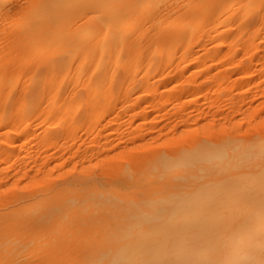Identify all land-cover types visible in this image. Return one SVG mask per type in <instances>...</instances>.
Listing matches in <instances>:
<instances>
[{
  "label": "bare ground",
  "instance_id": "1",
  "mask_svg": "<svg viewBox=\"0 0 264 264\" xmlns=\"http://www.w3.org/2000/svg\"><path fill=\"white\" fill-rule=\"evenodd\" d=\"M11 1L12 0H0V6L7 3L10 4ZM170 1L172 0L167 2L165 0H30L26 2V7H28V3L30 5L27 13L22 14L21 20L20 22H16V26L13 25L16 29H18L17 25L18 27L24 25L21 28L22 34L20 28V31H18V35L19 32L21 34V40H17L16 38L14 40L19 41L21 45L25 42L27 48H29L30 45L33 46L29 51L27 49L28 52H23L22 49L25 55L27 53L30 55L28 56L29 58L31 57L30 60L33 59L32 56L36 54H41L38 56L43 58V54H50L51 56V53H54V55L56 53V57L52 54V56L55 57L54 60L52 57L47 59V56L43 58L47 65H49V63L52 65L53 62L55 64H61L63 61H66L63 62L65 64L69 60L73 59L74 61L75 59L76 63L74 64L77 68L81 67L84 69V67H87L85 68L87 72L84 69L85 73L88 74H86L85 77L87 82L85 79L83 81L85 83L83 85L85 86V88L83 87V97H105L104 93H106V97H112L114 93L112 94V92H109L110 90L108 91L110 94H108V92L103 93V88L106 87V84L111 83L113 80L118 81V78L120 79L121 77L120 84L122 82L124 83L122 80L123 78L124 80L127 78L125 86L122 85L126 87V82L128 85H131L132 79H130V77L132 78V76L130 75L135 72L134 70L137 72V69H146L147 67L150 68L156 65L154 64V60H150L153 55L160 56V63H162L163 61L161 60L164 53L169 56L168 53L171 52L170 55H172V52H178L180 48V53L177 54L183 56L185 52L187 53L189 51L188 44L191 43L189 41H192V35L189 36V34L192 33L193 30L194 33L195 31L197 33L201 23L207 21L208 18L212 19L213 23L220 20L218 23H215L217 28L219 24L224 23L222 22L223 20L226 22L229 19L231 20V18H234V21H237L238 24H240V26L242 25V28H244L246 23L250 21L249 19L251 15H253V12L254 14L258 13L259 19L264 18V0H178V2L180 1L177 3L179 4L178 6L175 5L177 0H173L172 2L175 3H173L175 8H173L174 6L169 8L168 5ZM162 2H169L168 5H165L166 3L164 4L165 7L162 5L164 10L160 7L161 4H163ZM159 4V7L162 9H160V11L157 9V5ZM24 6L23 8L26 9ZM166 6L168 7L167 10H165V8H167ZM238 9L240 10L237 11ZM22 10L20 9L19 11L21 12ZM165 14H168V16ZM169 14L172 15V19L171 16L168 18ZM222 15H226L224 16L226 20L221 17ZM76 17H78V19H75ZM165 17L171 20L165 22L164 20H167ZM205 17H207V20H202ZM79 18L82 21H78L79 24L77 25L74 22L79 20ZM218 18H223V20H218ZM232 21L231 25L235 23ZM202 24H205V22ZM238 24L236 26H238ZM8 26L11 25L8 24ZM206 26L208 25L206 24ZM13 27L10 29H13ZM170 28H174L176 31L173 33L172 31L174 29H172L171 33H169L167 29L170 30ZM210 28L212 27H209V29ZM238 29L237 32H239L241 28ZM228 33L224 36L229 37ZM12 34L14 35L13 31L10 35L12 36ZM15 34H17V32ZM233 36L234 34H232L231 37L233 38ZM14 37H16V35H14ZM193 41L196 42L197 39L194 38ZM230 42L231 40H229V43ZM14 43L13 45L16 47L17 42ZM25 43L23 44L24 46ZM219 43L220 42L217 44ZM21 45H17L18 47H16V49L20 50L21 47L23 48ZM177 46L180 47L176 49L175 47ZM14 47L13 50H15ZM8 49L10 50L9 47ZM24 49H26V47ZM174 49L176 51H174ZM65 51L68 53L67 58L69 59H64L60 63V59L63 57L61 54L67 55V53H64ZM58 54L61 56L59 60ZM154 56L153 59L155 58ZM158 56L156 57L158 58ZM51 59L53 61H51ZM55 60L58 61V63ZM198 62L197 60L194 61V65ZM35 63H33V65H35ZM43 63L39 65L38 62V66L37 64L35 65L38 67L37 70L47 66L45 63V66H43ZM113 66L114 70L116 69L117 71L110 73ZM78 71H76L75 74H77ZM117 72L120 77L117 76V79H114L116 77L114 75ZM95 74L96 76L97 74L100 75L96 77ZM141 79L142 78H140V81ZM7 80H9V78L6 79L5 82L4 80H0V84H3V82L6 83ZM9 81H7L6 85H8ZM4 85L5 84H3V88ZM69 87H71V84ZM58 91L60 92V90ZM124 93H122V95ZM55 94H57V92ZM1 98L2 96L0 100ZM49 98L51 99V97H48V99ZM4 99L7 100V98ZM86 99L88 101V98ZM90 101H92V99ZM95 102L96 104L99 103H97V101ZM81 103L78 102L75 103L76 105L74 104V111L80 108V105H82ZM57 105L58 108L56 109L58 112L62 110V107L64 110L66 109L65 106H62L63 104ZM21 107H24V105ZM49 113V117L53 115V112L52 114L51 111ZM98 114L99 110L97 108L88 117L87 121L89 123L93 122ZM56 115H60V113L57 114L56 112L55 116ZM17 131L18 133L26 132V124L22 122L18 126ZM227 139L229 138L224 137V140L220 138V142L218 143L223 142L221 145H216L215 141H212L213 143L208 141L210 145L205 143V152L201 151L204 149L203 148L197 151L199 152L198 155L196 154L197 152L195 153L194 151L198 150L201 145L197 147V149L194 147L195 150H191L192 153L190 150H185L188 147L184 148V146V149L180 148L183 150L180 154H178L179 152H174V149V154H177L173 157L167 156L165 153L164 156L156 155L153 162H150V164H146L145 162L146 167L149 166L147 170L150 172H157L160 165L159 168L163 169L161 174L157 176L152 174L149 181L146 180L150 182V187L149 189L146 188L147 190L145 191H139V188L137 189L134 187V190H131L129 193L127 192L128 195H126L127 193L125 192L123 193L125 195L120 196L116 192L114 194L110 192L113 188L108 192H100V186L99 188L97 187L98 191L92 188L94 191L98 192L97 194L94 191L91 192V189L89 190L90 192L88 190L84 191H87L86 193L89 192L88 194L81 193L85 197L83 200L86 202V205L83 203V200H81L83 204L78 203L79 206L76 205V201L77 197L79 199L82 198L79 197L80 194L78 195L80 192L76 193L78 195L76 197L75 192L77 188L74 187L75 189L73 190H76L74 192L75 197H66L65 194L68 189V187H66L67 183H65L64 186L66 189L63 185L55 186V188L59 187L60 190L62 187L65 189L61 190L64 191L65 194L59 195L60 197H65L64 200L60 199L62 205H60V203L57 204L56 200L58 199L56 198V200L53 199L54 202L52 199H50L52 202H47L49 201V194H51L52 197L53 192L48 195H45L43 192L41 195L44 194L45 196H41L37 192L40 195L38 196L36 194L39 199L40 197H44V199L42 198V201L40 199L38 202L36 201L37 196H35V202L32 201L28 204L26 202L27 200L24 198H28L29 196L26 192L25 194L23 192V194L28 197L24 196V198L21 197V199L26 200L25 203L27 205L25 204V206L21 207V209L19 208L18 211L16 209V216H20L22 213H26L28 217L29 213L39 216L40 214L38 213H43L44 210L51 212L52 218L55 213L57 216L53 218L54 220L49 219L50 221L48 218H51V214L49 215L50 217L47 214V220H44L46 216L43 214V219L41 215L40 217L36 216V218L35 216H32V218L29 217L33 225L28 224V226L30 225L29 228L26 224L28 223V219L23 217L24 214H22L23 219L21 216L16 217L22 221H24L25 218L27 219V221L25 220L26 225L23 224L22 226H24V230L28 228L29 233L31 231L30 227L32 226V235L30 234V236L25 233L26 231L20 229L24 231H21L22 234L20 235L24 236L26 234L28 236L25 235L26 238L31 239L26 240L25 236H18V232L16 235L18 237H13L10 234H8L10 235L8 236L7 233L1 235V258L2 255L4 256L3 253L6 252L5 254L7 257H3L4 259L2 258L5 264H264V156L262 157V155H264L262 152V150L264 151V145L263 147H261L262 145L260 146L261 150H259V146L256 145L260 152L255 149L256 152H253V155L250 156L252 157L251 159L258 158V156H260L257 155L258 153L263 154L258 158L260 162L258 159L257 161L254 160L257 164L252 165L255 162L252 164L250 161L246 163L250 157H245L246 155L249 156V154L244 153L248 150L247 146L245 148L246 150H242L244 147L242 142L244 143V141L240 142L241 145L238 144L240 145L239 148H242L241 150L244 151L241 154H246L243 156L247 160L241 158L243 157L241 154H239V158L241 159L237 157L238 153L234 155V150L238 151L235 149L237 143L234 147H231V145L233 146V142H230L232 141L230 139L227 141ZM225 141H227V143ZM233 141L236 140L233 139ZM250 142H248L247 145H249ZM261 143L262 142H260V144ZM227 144L233 149L229 148L230 150L225 151L223 147H227ZM244 144L246 145V143ZM253 146L251 147H256ZM251 147L249 150H251ZM209 149H211L212 153ZM249 150L247 152H249ZM230 151H232L231 154L229 153ZM206 152H210L211 154L209 153L208 155ZM193 153H195L193 156L196 155L198 158L195 159V157L192 156ZM249 153L252 154V150ZM174 154L172 153L171 156ZM191 156L194 158H192V160L197 163L192 164L193 161L190 158ZM236 158L238 159L236 160ZM222 159L224 160L219 163ZM240 162L245 163L239 168ZM177 167L179 169L176 170V172H169L172 168ZM235 167H238V170ZM101 176L105 177L106 175L104 176V174H101ZM133 178H135V175ZM65 181L68 180L65 179ZM69 181L71 182V180ZM77 181L79 182L80 179H77ZM82 182L84 183L85 181L83 180ZM93 183H91L90 186ZM95 187L96 186H94V188ZM82 188L84 189V187ZM59 189H55L56 193L57 191L61 192ZM70 192L74 195L73 191L70 190ZM70 192L68 193L70 194ZM57 194L54 193L56 197H58ZM60 194H62V192ZM45 197H47V199ZM73 199H75V201ZM44 200H47L46 203L43 202ZM87 200L88 202L90 201L88 205ZM13 208L15 210V207ZM11 212L13 213L14 211ZM15 214L13 213V216H15ZM11 218L12 216L8 218L10 220L7 219L8 221L6 220L7 222H5L11 224ZM13 218L16 223L17 219L15 217ZM5 222L4 224H6ZM4 224H2V226ZM22 226L20 225L19 228ZM45 233H49L50 235H45ZM19 237L20 239H17ZM21 237L22 240L23 238L25 240L18 241L21 240ZM2 259L0 261H2Z\"/></svg>",
  "mask_w": 264,
  "mask_h": 264
},
{
  "label": "rangeland",
  "instance_id": "2",
  "mask_svg": "<svg viewBox=\"0 0 264 264\" xmlns=\"http://www.w3.org/2000/svg\"><path fill=\"white\" fill-rule=\"evenodd\" d=\"M29 1L12 0L10 4L7 3L0 6V8L2 7L0 9V80H4V82L8 78L10 80H7L10 83H8V85H6L7 81L6 83L3 82V84H5L4 88L3 84H0V88L2 87L0 89V95L2 96L1 100L3 99L2 101L0 100V103H2L0 104V236L7 233V235L10 234L15 237L17 232L19 233L18 236H23L20 235L22 234L21 231L24 230V226L22 225L25 224L28 219V223L26 224L29 228L30 225L28 226V224L32 225L30 220L32 216L34 217L35 215L29 213V217H31L29 218L26 213H22L25 215H23V217L27 218L22 221L21 219L16 218L21 216L23 219L22 214L20 216H16V209L18 211L19 208L21 209V207L25 206L26 200L28 204L32 201L35 202V196H40L43 192L45 195L53 192L52 197L51 194H49L51 198L47 196L49 197V201L44 200L43 202H54V200L58 199L56 200L57 204L60 203V205H62L60 199L64 200L65 197L59 196L63 195L64 193V191L61 190H65L66 187H68L67 193L71 190L73 191V194L77 190L75 194L80 192L78 195L80 194L79 197H82L79 199L77 197L78 195L76 194V205L79 206L78 203H82L81 200L85 199L84 195L82 194H88L90 189L92 192L100 186V192H108L111 188H113V190H110V192L113 194L116 192L120 196L125 195L123 194L125 192L129 193L131 190H134V187L137 189L139 188V191H145L149 189L150 182L148 181L152 174L157 176L161 174L163 169L159 168L161 166L160 165L157 172H150L147 170L149 166L147 165L148 167H146V164L153 162V159L156 155L164 156L166 154L167 156L173 157L177 154H174V152H179L178 154H180L181 151L183 152L182 149L186 147L188 148L185 150H195L200 145L202 148L199 147L200 149L198 148V150L194 152L196 153L203 148L204 149L201 151H204L206 148L205 143L210 145V143H213L212 141H215L216 145H221L223 142H218H220V138L221 140L222 138L224 140V137H228L230 140H232L230 141L233 142V146L231 145L232 143L230 144L231 147H234V145L237 143L235 149H237L239 152L234 150L233 153L234 155L238 153V158L240 157L239 154L244 152L242 150H246V146L248 150L253 145V147L256 145L259 146V150H261L260 148L263 147L264 18L259 19L258 13L254 14L253 12V15H251V18L249 19L250 21L248 20L249 22L246 23L244 28H242L243 26H240L237 21H234V18H231V20L229 19L225 22L223 18L226 20V17H224L226 15H222L221 17L223 18H218V20H223L222 22H224L226 26L221 22L222 24H219L218 28L217 25L215 26L217 21L213 23L212 19L208 18L207 20V17L203 18L202 20L205 19L207 21H204L205 24H202L204 22L201 23L200 20L201 26L198 32L196 33L195 31L194 33L193 30V34H189V36L192 35V41H189L191 42L188 44L189 51L187 50L188 52H185L183 56L177 54L180 53V46L175 47L176 49L179 48V50L177 52L174 49L176 52H172V55H170L171 52L168 53L169 56L166 53H164L163 56L161 55L163 57L161 60L163 61L162 63H160V56L153 55L156 59H153L152 56V59L150 60H154V64L156 65H153V67L151 66L150 68L147 67L146 69L140 68L138 70L136 68L137 72L134 70L135 72L130 75L132 78L129 76L130 79H132V83L129 81L132 86L130 84L128 85L126 82V87H124L127 78L125 80L123 78L122 80L124 83L122 82L120 84L121 77L118 76L119 74L117 72L114 75L116 76L114 79H117V76L120 77V79L118 78V81L113 80L111 82L113 85L111 83H109L110 85L106 84V87L103 86L104 91L102 90L103 93L110 90L109 92H112V94L114 93L115 95L111 94L112 97H106L107 95L104 93L105 97H86L88 98L87 101V99L82 96L84 94L83 90L85 88V86H83L85 84L83 81L86 77V74H88L85 73V68L87 67H84L85 70L81 67L77 68L74 64L76 63L75 59L74 61L73 59L69 61L67 60L68 64H64L63 62L66 61L63 60L69 59L67 58V50L64 52L67 53V55L61 54L64 58L62 57L60 59L61 56L58 54V60L60 59V63L63 61L61 63L63 65L55 64L54 62L52 65L50 63L47 65L43 59L45 56H47V59L52 57L54 60V58L57 56L56 53L55 55L54 53H51V56L50 54H43V58L41 57L43 61L39 57L41 54L33 55V59L30 60L31 57H28L30 55L28 53L26 55L23 53L26 52L27 49L29 51L33 46L29 44L31 47L28 45L29 48H27L25 42H23L21 45L19 41H17L18 39L21 40V28L24 25L21 27H18L17 25L18 29L13 27V25L16 26V22H20L22 14L27 13L30 5L28 3L29 8L26 7V2ZM165 1L167 2L169 0ZM172 1H170V4L174 3ZM166 2H162L163 4H161V6L160 4L157 5V9L159 11L161 8L163 9V6L165 7V5L169 4V2ZM179 2L177 0L176 4H174L178 6L179 4L177 3ZM170 4L168 5L169 8H171V6H174L173 8H175L174 4ZM23 6L26 9H24ZM20 9L22 10L21 12L19 11ZM167 9L168 7L165 8V10ZM239 10L240 9L237 11ZM170 14L168 18L171 16L172 19V15ZM165 15L168 16V14ZM168 18L164 21L168 22V20H171ZM75 19H78V17ZM78 21L81 22L82 20L79 18V20L74 23L78 25ZM231 21L235 22L232 23L234 26L231 25ZM236 22L240 27L236 26ZM8 24L11 26H8ZM206 24L208 26H206ZM12 27L14 30L10 29ZM209 27H212L210 28L211 30ZM236 28H241L243 31L238 29L239 32H237ZM172 29L174 28L167 30L169 33H171ZM11 30L13 31L14 35H16V37H14L13 34V37L10 35V33H12ZM18 31H20L21 34L19 32L18 35ZM174 31L176 30L174 29L172 32L174 33ZM16 32L17 34H15ZM227 33L229 34L230 38L228 36H224L225 34L227 35ZM231 33L234 34L233 38L231 37ZM9 37L13 39H10ZM15 38L17 40H14ZM194 38L197 39L196 42L193 41ZM229 40H231L230 43ZM12 42H17L16 47L20 45L23 46L21 49L18 48L21 51L17 50ZM218 42L220 43L217 44ZM24 43L25 46L23 45ZM13 47L15 50H13ZM25 47L26 49H24ZM52 54L55 57H53ZM156 56H158L159 59ZM53 60L51 59V61ZM196 60L199 62L194 65V61ZM38 62L39 65L40 63L44 62L47 66L45 68L41 67V70H37L38 67L35 65ZM56 62L58 63V61ZM33 63H35V65H33ZM44 63L43 66H45ZM150 64L152 65L151 62ZM76 71H78L77 74H75ZM113 71H117L116 69L114 70V66L112 70H110V73ZM100 74H97V76ZM140 78H142V82L140 81ZM85 81L87 82L86 79ZM70 84L71 87H69ZM57 89L60 90V92ZM56 92L57 94H55ZM109 92L108 94H110ZM122 93L124 94L122 95ZM48 97H51V99H48ZM4 98H7V100ZM91 99L92 101H90ZM93 101H97V103H99L96 104V102L94 103ZM78 102H82V105H80V108L77 109V111H74L73 107L76 105L75 103ZM57 104H63L62 106H65L66 109L64 110L61 106L62 110L60 109L61 111L58 112L56 109L58 108ZM23 105L24 107H21ZM97 108L99 110V114L94 118L95 120L93 122L89 123L87 121L88 117ZM50 111L51 114L53 112V115H50L49 117L48 113ZM56 112L57 114L60 113V115L55 116ZM22 122L23 124H26L27 131L24 133H18L17 128ZM229 139H227V141H229ZM233 139L239 142L233 141ZM250 139L254 140L255 143ZM208 141H210V143H208ZM227 141L225 142L227 143ZM242 141H244L246 145ZM240 142H242L244 146L243 149L239 148L241 145ZM248 142H250L249 145H247ZM260 142L262 143L260 144ZM226 146L228 148L223 147L225 151L233 149L230 148L228 144ZM257 146L255 148L251 147L252 154L249 153L251 150H249V152H247L248 150L244 152L249 154V156L246 154V156L244 154H241V156L244 155L246 158H249L251 155H253V152H256L255 149H257ZM209 150L211 152V149ZM259 150L257 149V151ZM171 152L174 155L171 156ZM210 152L206 153L209 155ZM262 152L264 153L263 150ZM195 153H193L192 156ZM198 153L199 152L196 154L198 155ZM229 153L231 154L232 151ZM263 153H258L257 155L261 156ZM192 156L190 157L191 160L193 157H195V159L198 158L196 155L193 157ZM244 156L241 158L244 159ZM260 156H258V158H260ZM263 156L264 155H262V157ZM238 158H236V160ZM246 158L245 160H247ZM251 158L252 157H250L246 163L250 161L252 164L255 162L254 160L257 161L258 159ZM224 159L218 162L221 163ZM193 163L195 164L197 162L193 161L192 164ZM243 163L245 162H240V165L236 166L240 168L244 165ZM255 164L257 163L255 162L252 165ZM130 167L133 168L131 169ZM238 167L235 168L238 170ZM178 169V167L172 168V170L169 172H176ZM120 172H123V175ZM101 174L106 176L102 177ZM134 175L135 178H133ZM65 179L68 181L71 180L72 184L70 181V183L65 181ZM77 179H80V181L78 182ZM83 180L85 181L84 183L82 182ZM74 181L78 183H75ZM65 183L70 186L66 185V187H64ZM91 183H93V187L92 185L90 186ZM59 185H63L65 189L63 187H60L61 190L59 187L55 188V186ZM94 186L96 187L94 188ZM74 187L77 189L73 190L75 189ZM82 187H84V189ZM55 189H59L62 194H60L61 192L59 191H57V193L59 192L57 194ZM85 190H88L89 192L86 193L87 191L84 192ZM96 191H98V189ZM23 192L24 194L26 192L29 197L24 195ZM54 193L57 194L58 197H56ZM67 193H64L66 197H75V194H71L72 192H70V194ZM97 193L98 192H96V194ZM128 193L126 195H128ZM44 194L41 196H45ZM24 196H27L28 198H24ZM38 196L36 197V201L39 202L40 199L41 201L42 198L44 199V197H40L39 199ZM21 197L26 200H22ZM47 197L45 198L47 199ZM50 199H52V201ZM75 199L73 200L75 201ZM83 203L86 205L84 200ZM89 203L90 201L88 202L87 200V205ZM13 207H15V210ZM10 210L14 211L13 213L15 216H13V213ZM38 214L41 215L42 219V214L46 216L44 220H47V214L48 216L51 214V218H48V220H54L53 218L57 216L55 213L54 217L52 218V213L47 210H44L43 213ZM10 215L12 216V223H15L13 217L18 220H16L15 224L11 223V225L10 223H6L8 220H10L8 219L11 217ZM40 215L38 216L36 214L37 217H40ZM4 222L6 224H4ZM2 224H4L3 226L5 227H3ZM20 225L22 227L19 228ZM32 226L30 227V233L28 228H25L24 230L28 236H30L32 232ZM46 234L47 233H45V235ZM26 236V240L31 239H27ZM17 239H20V237ZM25 239L23 238V240ZM23 240L21 237V240L18 241ZM5 253L6 252L3 253L4 256L2 255V258L7 257ZM3 259L0 261V264H5Z\"/></svg>",
  "mask_w": 264,
  "mask_h": 264
}]
</instances>
